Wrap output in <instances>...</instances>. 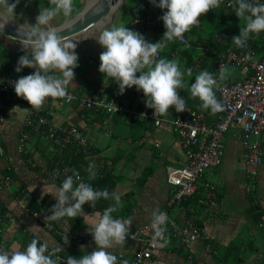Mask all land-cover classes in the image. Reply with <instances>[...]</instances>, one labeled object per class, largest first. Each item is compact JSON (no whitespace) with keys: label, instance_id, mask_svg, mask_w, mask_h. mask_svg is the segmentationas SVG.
Returning a JSON list of instances; mask_svg holds the SVG:
<instances>
[{"label":"crops","instance_id":"1","mask_svg":"<svg viewBox=\"0 0 264 264\" xmlns=\"http://www.w3.org/2000/svg\"><path fill=\"white\" fill-rule=\"evenodd\" d=\"M81 1L84 4L85 1ZM13 2L14 0H9V3ZM48 6V0H20L13 14H7L2 7L0 14L10 22H18L30 28V25L36 23L35 17L40 8ZM64 18L69 17H64L61 13L54 18L52 26L62 23L61 20ZM99 34L96 37L91 33L86 34L85 37H81L83 34L73 37L77 39L74 43L77 44L75 51L79 56V66L74 69L75 78L68 89L79 94L102 91L105 94L115 95L131 109L140 110L147 107L145 98L141 94L142 90L138 91L133 86L126 88L124 94L117 95V83L99 72V56L103 51L96 41ZM159 34L162 32L149 30L146 32V37L156 42L161 38ZM22 43L24 41L0 33V71H7L17 77L26 76L34 71L29 67H24L19 73L15 71L18 58L24 54ZM42 108L55 123L89 127L88 137L92 146L90 154L96 158L94 161L96 168L101 165L102 161L98 159L102 157L105 158L107 169H110L112 164L113 173L118 176L119 181L110 193H118L123 206L130 205V212L125 217L132 221L130 232L146 225L152 218L154 210L165 207L169 190L165 178L166 167L180 165L184 160L183 150L178 144L171 124L173 113L164 116L152 131H142L141 128L139 131L143 132V137L133 140L140 134L132 133L128 118L123 112L116 116H106L99 110L79 111L70 104H60L55 100L44 103ZM3 111L5 122L0 125V145L3 149V154L0 155V176L1 170L7 167L13 170L16 179L12 178L8 186L0 187L1 202L12 208L15 213V220L4 226L2 230L0 249L23 251L31 242L29 239L39 238L40 243L48 242L49 249L63 248L64 251L60 253L66 256L80 257L86 252L90 253L95 248V242L88 228L98 222L104 210L83 208V212L77 216L81 224L74 226L71 225L70 217L53 221L51 227H45L34 217L30 212L32 209L44 217L51 214L49 210L56 203L53 195L59 190L60 185L51 178L52 175L50 176L42 156L43 154L49 158L55 151L52 146L46 145V142L29 138L25 147L33 165L27 166L21 159L22 154L19 155L15 150L16 138L25 114V105L20 101H10L6 103ZM223 143L221 162L209 167L208 171L205 170L200 179L202 182L207 181L215 185L216 205L209 214H203L197 198H193L195 201L190 200L189 204L185 203V209H180L178 206L167 208L168 217L174 221L175 226L172 229L169 223L166 224L167 243L163 241V245L152 253L147 264H219V262L264 264V230L258 227L257 218L250 208L251 198L257 199L258 204L264 208V159L258 167L256 177L251 179L246 175L241 160L242 146L235 126L229 129ZM149 164L153 166L152 173L146 182L139 186L136 178ZM246 185L250 188L248 191ZM19 186L23 192H27L21 198L22 201L24 200L23 206L18 200L15 203L12 197V192L17 191ZM31 196L37 201L44 197L45 200L34 209L29 207ZM123 208L125 207L116 213L124 211ZM190 208H193L194 216L210 237L212 245L210 252L204 251L196 242L188 244L179 242L176 228L191 214L188 210ZM53 224L57 228L54 229L64 232L63 235L67 233L69 244H63L62 235L59 234L60 237L55 235L57 232L53 231ZM25 234L30 238L24 244L19 238ZM141 247L140 240L128 237L124 245H114L109 251L113 253L120 251L126 257H130Z\"/></svg>","mask_w":264,"mask_h":264},{"label":"clouds","instance_id":"2","mask_svg":"<svg viewBox=\"0 0 264 264\" xmlns=\"http://www.w3.org/2000/svg\"><path fill=\"white\" fill-rule=\"evenodd\" d=\"M20 0H0L7 14L14 13V9ZM49 6L40 8L35 17L36 23L28 29H22V50L24 54L18 58L15 71L21 72L24 67L34 69L31 74L20 76L13 82L16 95L22 97L32 108L39 110L47 97L67 98L68 87L75 78L74 69L79 66L78 53L75 51L76 39L67 35H60V29L52 26V21L61 13L64 17H70L74 11V0H48ZM159 7L163 15L159 18L163 21L165 31L156 42H149L138 31L126 26L104 27L96 38L103 48L99 59V72L104 77L111 78L118 85L117 95L124 94L126 88L142 90L145 104L154 109V116H166L169 109L174 106L176 112L187 111L186 101L178 93V89H184L183 77H192L191 68L181 69L176 59L158 58L159 51L169 41L180 37L182 34L198 25L199 18L210 9L219 8L222 0H150ZM233 10L240 20L245 22L240 27L239 35L233 36L231 42L241 49L247 48V42L253 34L258 35L264 31V3L260 0H228L226 6ZM0 17L4 16L0 14ZM5 20V18H4ZM7 21V20H5ZM4 27L0 23V29ZM252 54L246 53L243 60H252ZM139 73V75H137ZM231 74L227 66L220 65L218 78L207 70H202L195 76V82L190 84L192 98H199L203 110H210L213 114L223 110L222 103L217 99L214 89L219 88V81L226 80ZM110 109L115 103L107 105ZM144 116V114H141ZM88 179L96 178V165L94 161L88 163L85 169ZM71 172L62 180L59 190L53 195L56 203L50 208V215H45L47 223L64 217L75 218L83 212L85 203L95 207L100 199L113 201L104 209L98 222L88 228L95 242V248L90 253L75 257L69 255L63 260L58 253L64 251L61 247L49 250L47 241L40 243L39 238H33L26 250L0 249V264H129L128 259L121 258L109 251L114 245H124L126 238L131 235L130 218L114 217L113 213L123 207L121 196L110 193L107 188L94 189L90 183L82 180L78 170L65 169ZM55 177L59 172L54 173ZM166 214L159 209L152 213L151 227L153 239H159L167 243ZM134 238V237H133ZM63 244H69L67 233L62 237ZM84 249V246H81Z\"/></svg>","mask_w":264,"mask_h":264},{"label":"built area","instance_id":"3","mask_svg":"<svg viewBox=\"0 0 264 264\" xmlns=\"http://www.w3.org/2000/svg\"><path fill=\"white\" fill-rule=\"evenodd\" d=\"M264 3V0H260ZM228 4V0L225 5ZM163 10L159 7H149L145 15H136L132 18L130 26L135 31H142L144 27H153L156 30L165 31L163 21L159 19L163 15ZM264 42V31L261 34ZM186 48H196L200 58L206 53H215L213 70L210 72L218 78L220 65L234 67L238 70V75L232 71L226 80L219 81V88H215L217 99L222 103L223 110L213 114L210 110L207 115L195 111L186 106L187 111L172 117L171 124L176 134L178 144L183 150L184 160L180 165L166 167V182L168 184V197L165 207L160 211L166 214V224L174 227V221L168 217L167 208L178 206L185 209L183 201L190 196L198 195V202L201 205L203 214H209L217 203L215 185L207 181H200L204 171L209 167H214L221 162L223 154V137L233 126L238 130L240 143L242 146L241 160L246 169V175L251 179L256 177L258 167L264 159V54L259 56L248 44L242 50L215 51L212 47L201 42L195 45L187 40L185 33L175 38ZM250 52L253 59L243 60L246 53ZM159 56V53H158ZM194 68L200 67V59L195 58ZM19 77L7 71H0V125L5 122L4 107L10 101H22L25 105V114L22 120L21 129L16 138L15 150L18 154L26 153V142L29 138H44L51 145L58 149L67 145H73L76 149L90 154L92 146L89 143V127L55 123L49 114L42 107L39 110L18 97L14 91L13 82ZM70 99L47 97L45 103L55 100L62 104L74 105L77 109L99 110L109 114L116 113L115 106L111 109L107 106L112 102L116 104L118 111L129 117L151 118L154 124H159L164 117L156 118L154 109L148 110L146 107L140 110L129 108L115 95L105 94L102 91L79 94L72 90H67ZM141 91V90H140ZM43 112V113H42ZM144 114V116H141ZM109 132V131H106ZM3 154L0 145V155ZM50 158V157H49ZM30 165H33L30 160ZM64 167L57 165L52 167V172H59V176L65 178L70 172H65ZM50 176L51 171L48 170ZM82 177V176H81ZM83 180V178H82ZM12 179L10 176H0V187L8 186ZM84 181V180H83ZM250 188L246 185V190ZM202 191V192H201ZM23 206L24 200H18ZM250 206L254 207V212L259 214L258 227L264 230V208L258 204L257 199H253ZM252 208V207H251ZM188 215L184 221L176 228L177 236L181 244L196 242L204 251L212 250L211 240L204 227L194 216L193 208L188 209ZM31 214L40 220L45 227L44 217L36 210H31ZM8 217L13 221L9 211L0 214V221ZM152 218L141 228L131 231L130 239H138L142 242V247L136 250L129 259V264H147L152 253L163 245V241L153 239V229L151 227ZM165 224V227H166ZM134 237V238H133ZM118 261L123 258V253H117ZM60 256V255H59ZM62 257V256H61ZM66 260V258H63ZM66 264V261H62ZM219 264H223L219 262Z\"/></svg>","mask_w":264,"mask_h":264},{"label":"trees","instance_id":"4","mask_svg":"<svg viewBox=\"0 0 264 264\" xmlns=\"http://www.w3.org/2000/svg\"><path fill=\"white\" fill-rule=\"evenodd\" d=\"M226 1L227 0H222L221 6L219 8L210 9L206 14L202 15L199 18L198 25L193 26L190 31L185 33L188 41H190L194 45L198 42H201L206 46L212 47L215 51H219V50H223V51L242 50L241 48L236 47L231 42V38L233 36L239 35L240 30L233 29L232 24L227 22L228 17L232 14H235V13L233 12L232 9L226 7L227 6V5H225ZM82 5H83V2L81 0H74V11L71 14V16L73 14H75L82 7ZM149 7H156V6H154L150 2V0H125L124 4L120 10V15L118 17V18H120V17L124 16L126 19V21L124 22V24L122 26H126V27L133 29L130 26V22H131L132 18L136 15H145L146 12L148 11ZM156 8H158V7H156ZM163 11H166V10H163ZM241 26L242 27L245 26L244 21H243ZM149 30H153L154 32H159V33L162 32V34H159L161 37L164 33L163 29L162 30H156L153 27H148V28L144 27L142 31H138L149 42H154V41L148 40L147 39L148 37H146V32ZM262 33H263V31L260 32L258 35L253 34L250 37V39L248 40V44L255 50V52L259 56L264 54V42L261 39ZM197 57H198V59H200V67L194 68L193 61ZM158 58H167L170 60L176 59L179 61V65H180L182 70L186 69V68H191L193 70L192 77H188L187 75H185L183 77V81L185 84L184 89H178L177 91H178L179 95L185 99L186 106L190 107L191 109H194L195 111L202 112L205 115H207L209 110H203L200 107L202 102L199 100V98H192L191 93H190V84L195 82V76L198 75L202 70H207L209 72H211L213 70V64L215 61V53L214 52L206 53V54H204V56H202L200 58L199 52L196 48H190V49L186 48L182 44H180L177 40L174 39L173 41L167 42L166 46L159 51ZM234 67H228V68L230 69V71H232L231 69H234ZM141 94L144 97L143 91ZM20 102H22V101H20ZM72 106H74V105H72ZM146 108L148 110L151 109L148 107H146ZM83 110L84 109H79V111H83ZM43 112L46 113V111H43ZM102 112L106 116H109L108 113H106L104 111H102ZM120 113H122V112H116L113 115H115V116L120 115ZM171 113H173V116H175V115L181 114L183 112H176L174 106H171L169 109V114H171ZM160 117H164V116H160ZM127 121L130 123L132 133L133 134H136V133L140 134L137 138L136 137H135V139L133 138V140H139L143 137V132L139 131L141 128H142V131H144V130L152 131L155 126H158V124L157 125L154 124V120L151 118H146V119L140 118L139 119L138 117L133 116V117H129L127 119ZM31 138H34V137H31ZM35 139H40V140L46 142L45 143L46 145L49 144L50 146H52L54 148L55 153L50 158H46L43 154H42V156H43V160H45V162H46V166L48 168L47 170H50L52 173L51 178L54 179L55 181H57V183L59 185H61V182L64 178L61 176H58V177L54 176V173H56V172H52V167L54 165L55 166L57 165L58 167H64L65 166L67 169L75 168L76 170L79 171L84 182L90 183L94 189L107 188L108 191L110 192L115 187L117 182L119 181L118 176L113 173L112 164H110V166H111L110 169H107V163L105 161V158L102 157V158L98 159V161H100V162L102 161V162H101V165L98 168H96V172H97L96 178L93 180H89L88 179V173L86 172L85 169L87 168L88 163L90 161L96 160L95 157H92V154L84 153V152H82V150H80V148L76 149L73 145H67L63 148L58 149L57 147L51 145L46 139H44L42 137L41 138H35ZM40 143H42V142H40ZM40 143H38V145ZM21 157H22L21 158L22 161H24V163L30 167L29 161L32 160L30 154L27 153V151H26L25 154L21 155ZM38 169H40V168H38ZM152 170H153V166L150 164L147 165L142 170L140 175L136 178L137 179L136 183L139 186L143 185V183L146 182L149 175H151ZM1 175L2 176L8 175V176H10L11 179L12 178L16 179V175L13 172V170L7 169V167H4L1 170ZM26 193L27 192H23L21 190L20 186L18 187L17 191L12 192V197H13V199H15L14 200L15 203L17 200L23 198L26 195ZM193 198H198V195L187 197L183 201V204H185V203L189 204L190 200H192V201L194 200ZM44 200H45V197H44V199L37 201L35 197L31 196L29 199V207H32L34 209L38 208L39 203L43 202ZM250 201L252 202V198L250 199ZM110 202L113 203V201L111 199H109L107 201L105 199H100L96 202L95 207H92L90 204L85 203V205H83V208L86 210H94V209H97V210L103 209L104 210L105 208H107L110 205ZM123 207H125V208H123L124 211H120L119 213H116L115 217H124L125 218L128 215V213L130 212V205L127 204ZM250 208H251V211L256 216L257 222H258L259 214L256 211L254 212L253 206H250ZM6 211H9L12 218L15 220V213H14L13 209L12 208L10 209L7 206H5L0 200V214H3ZM114 214L115 213H113V215ZM70 220H71L72 226L81 224V222H79V220H77V217L71 218ZM10 222L11 221L8 217H6L0 221V243H1L2 230H3L4 226H6ZM52 222L53 221L49 222V227H51ZM54 228H56V227L53 224V231L55 230L58 233V234L56 233L55 235H57L58 237H60L62 235V237H63L64 232H61L59 230H56L57 228L56 229H54ZM171 228L173 229V227H171ZM166 233H168V227L167 226H166L165 235H166ZM59 234H60V236H59ZM29 238L30 237L25 234V235L21 236L19 238V240H20V242L25 244ZM30 241L31 240L29 239V242ZM49 250H51V249H49ZM117 253H120V251ZM117 253H114V254L116 255ZM58 255L62 256L63 258H66V259L68 257V256L61 254V253H58ZM123 255H124V253H123ZM130 257H126V255H124L123 258L129 260Z\"/></svg>","mask_w":264,"mask_h":264},{"label":"water","instance_id":"5","mask_svg":"<svg viewBox=\"0 0 264 264\" xmlns=\"http://www.w3.org/2000/svg\"><path fill=\"white\" fill-rule=\"evenodd\" d=\"M124 2L125 0H85L82 7L75 14L54 27L61 30L60 35H67L71 38L85 34L93 27L104 24H108V27H111L116 23V19L113 18L115 10L118 7L122 8ZM5 20L7 19L5 18ZM5 20L0 17V23L4 24V27L0 29V33L24 41L23 36L25 33L21 28L28 29L29 27L18 22Z\"/></svg>","mask_w":264,"mask_h":264},{"label":"rangeland","instance_id":"6","mask_svg":"<svg viewBox=\"0 0 264 264\" xmlns=\"http://www.w3.org/2000/svg\"><path fill=\"white\" fill-rule=\"evenodd\" d=\"M84 1H85V0H84ZM120 10H121V7H118V8L115 10L114 14H113V18L116 19V24H115V26H122V25L124 24V22L126 21V19H125L124 16L118 18L119 15H120ZM66 19H67V18H66ZM66 19L64 18L63 20H61V22L65 21ZM227 22L230 23V24H232L233 29H235V30H240V27H242L241 25H242V23H243V20H240V18L237 17L236 14H232V15H230V16L228 17V21H227ZM104 27H108V24H104V25H101V26L93 27V28L89 31V33L87 32V33H85V35H84V34L81 35V37H85L86 34H90V33H91L92 35H94V37H96L97 34H99L100 31H101ZM231 70H232L233 72H235V75H238V70H237L236 68L231 69ZM134 88H135V87H134ZM128 89H129V88H128ZM227 134H228V132H226V133L224 134L225 136L223 137V142H224V139H225V137H226ZM208 170H209V168L206 169V171H208ZM11 187H13V185H12Z\"/></svg>","mask_w":264,"mask_h":264},{"label":"bare ground","instance_id":"7","mask_svg":"<svg viewBox=\"0 0 264 264\" xmlns=\"http://www.w3.org/2000/svg\"><path fill=\"white\" fill-rule=\"evenodd\" d=\"M77 40V39H76Z\"/></svg>","mask_w":264,"mask_h":264}]
</instances>
